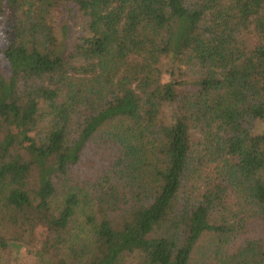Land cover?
<instances>
[{
  "label": "trees",
  "instance_id": "1",
  "mask_svg": "<svg viewBox=\"0 0 264 264\" xmlns=\"http://www.w3.org/2000/svg\"><path fill=\"white\" fill-rule=\"evenodd\" d=\"M5 8L0 264H264V0Z\"/></svg>",
  "mask_w": 264,
  "mask_h": 264
},
{
  "label": "rangeland",
  "instance_id": "2",
  "mask_svg": "<svg viewBox=\"0 0 264 264\" xmlns=\"http://www.w3.org/2000/svg\"><path fill=\"white\" fill-rule=\"evenodd\" d=\"M75 13V9H72L69 11L70 17H73V14ZM63 21V20H62ZM10 32H11V16L7 8H5V11L2 15V18L0 19V49L5 47L10 39ZM253 132L256 133H264V120L257 121L254 124ZM192 135L194 137V141H197V138L199 137L198 133L196 131L192 132ZM103 159H99L97 157H94L89 151H87L84 155L83 162L80 166L81 170L79 173H81L82 179H94L95 175L98 173L99 170L103 169ZM261 227L258 225V223L255 220L250 219L247 227L246 232L243 236L240 237L238 241H236V246H239L244 243L246 239H254L258 236L259 231ZM35 248L33 246H30L28 250L24 251L21 250V254L18 256L17 263L19 264H34L32 259V252H34Z\"/></svg>",
  "mask_w": 264,
  "mask_h": 264
}]
</instances>
